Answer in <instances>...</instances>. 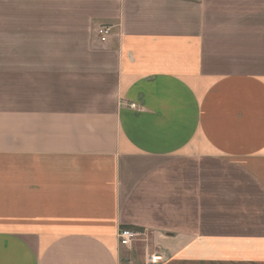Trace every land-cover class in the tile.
Instances as JSON below:
<instances>
[{
	"label": "crops",
	"instance_id": "1",
	"mask_svg": "<svg viewBox=\"0 0 264 264\" xmlns=\"http://www.w3.org/2000/svg\"><path fill=\"white\" fill-rule=\"evenodd\" d=\"M121 227L264 264V0H0V264H134Z\"/></svg>",
	"mask_w": 264,
	"mask_h": 264
},
{
	"label": "rangeland",
	"instance_id": "2",
	"mask_svg": "<svg viewBox=\"0 0 264 264\" xmlns=\"http://www.w3.org/2000/svg\"><path fill=\"white\" fill-rule=\"evenodd\" d=\"M165 161H143L142 165L158 170L166 168L171 162L163 164ZM136 234L134 240L131 242L130 248H125L127 254V263L146 264L147 257L153 254V234L145 230H133Z\"/></svg>",
	"mask_w": 264,
	"mask_h": 264
},
{
	"label": "built area",
	"instance_id": "3",
	"mask_svg": "<svg viewBox=\"0 0 264 264\" xmlns=\"http://www.w3.org/2000/svg\"><path fill=\"white\" fill-rule=\"evenodd\" d=\"M108 28L101 26L97 30V35L100 38V41L104 42L106 40V37L108 36ZM131 108H134V105H130ZM136 234L133 232V230L130 229H119L117 238L119 245L124 247V248H130L131 242L134 240ZM159 257H153L149 256V263H156Z\"/></svg>",
	"mask_w": 264,
	"mask_h": 264
},
{
	"label": "trees",
	"instance_id": "4",
	"mask_svg": "<svg viewBox=\"0 0 264 264\" xmlns=\"http://www.w3.org/2000/svg\"><path fill=\"white\" fill-rule=\"evenodd\" d=\"M121 229H132L130 227H121Z\"/></svg>",
	"mask_w": 264,
	"mask_h": 264
}]
</instances>
